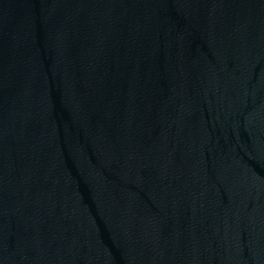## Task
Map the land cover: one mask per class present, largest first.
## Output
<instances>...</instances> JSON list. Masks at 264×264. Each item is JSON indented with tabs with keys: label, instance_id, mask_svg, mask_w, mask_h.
<instances>
[{
	"label": "water",
	"instance_id": "95a60500",
	"mask_svg": "<svg viewBox=\"0 0 264 264\" xmlns=\"http://www.w3.org/2000/svg\"><path fill=\"white\" fill-rule=\"evenodd\" d=\"M0 264H264V0H0Z\"/></svg>",
	"mask_w": 264,
	"mask_h": 264
}]
</instances>
